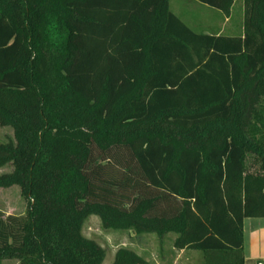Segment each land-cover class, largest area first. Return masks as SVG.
<instances>
[{"label": "trees", "instance_id": "obj_1", "mask_svg": "<svg viewBox=\"0 0 264 264\" xmlns=\"http://www.w3.org/2000/svg\"><path fill=\"white\" fill-rule=\"evenodd\" d=\"M0 125V189L26 202L0 211V260L102 264L95 215L243 264V219L264 217V0H243L238 36L168 0H0ZM111 264L149 263L120 247Z\"/></svg>", "mask_w": 264, "mask_h": 264}, {"label": "rangeland", "instance_id": "obj_2", "mask_svg": "<svg viewBox=\"0 0 264 264\" xmlns=\"http://www.w3.org/2000/svg\"><path fill=\"white\" fill-rule=\"evenodd\" d=\"M168 4L169 10L195 32L214 34L220 28L222 35L238 36L242 32L240 24L243 19V0L234 1L226 21H224L226 16L222 12L196 0H168ZM12 137V129L0 125V141L9 140ZM10 170L11 166L5 165L0 167V174ZM25 210L26 202L22 198L18 186L13 185L9 188L0 189V211L4 216L7 214L23 215ZM82 233L85 237L95 240L105 249L102 264H111L115 250L120 247H127L134 251L139 249L140 252L145 249V253L149 254L150 258L159 264H166L173 259L172 254L174 252L171 249V240L174 234H168L167 239L160 245L155 241L157 238L155 234L135 235L128 230L104 229L99 218L95 215H89L86 218ZM180 262L182 264L185 262L186 264H202L201 252L196 250L188 252L186 256L181 257ZM0 264H17V262L11 259H3L0 260Z\"/></svg>", "mask_w": 264, "mask_h": 264}, {"label": "crops", "instance_id": "obj_3", "mask_svg": "<svg viewBox=\"0 0 264 264\" xmlns=\"http://www.w3.org/2000/svg\"><path fill=\"white\" fill-rule=\"evenodd\" d=\"M228 16L225 18L224 21H226L227 18H229ZM240 26H242V23L240 24ZM221 30H222L221 28L216 30L214 34L216 35L221 34ZM203 33L213 34L209 32H203ZM241 34L242 32L240 33V35ZM242 235H243V243H242L243 264H264V217L244 218L242 222ZM144 237H149V236H144ZM167 237L168 235L162 241L159 240L158 238L156 239L154 238V239L155 241H157V243L161 245L162 243H164V240H166ZM174 237H172V239ZM171 249L174 252V253L172 252L173 259L171 261L169 260L168 262H166V264H179V263L182 264V262H180L181 257L184 255L186 256L188 252L193 251L187 249H180V250L174 249L172 247V240H171ZM135 252L141 257H143L146 262L150 264H159L157 261L152 260L149 254L145 253V249H143V251L141 252L138 249L135 250ZM185 260L188 261V259ZM184 264H186V262Z\"/></svg>", "mask_w": 264, "mask_h": 264}]
</instances>
